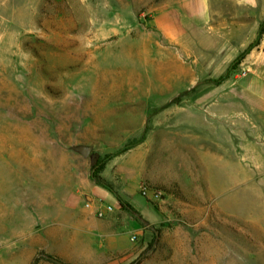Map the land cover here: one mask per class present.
<instances>
[{
	"label": "rangeland",
	"instance_id": "374dc122",
	"mask_svg": "<svg viewBox=\"0 0 264 264\" xmlns=\"http://www.w3.org/2000/svg\"><path fill=\"white\" fill-rule=\"evenodd\" d=\"M186 1L0 0V217L85 174L128 235L97 264H264V0Z\"/></svg>",
	"mask_w": 264,
	"mask_h": 264
},
{
	"label": "crops",
	"instance_id": "0c3cea01",
	"mask_svg": "<svg viewBox=\"0 0 264 264\" xmlns=\"http://www.w3.org/2000/svg\"><path fill=\"white\" fill-rule=\"evenodd\" d=\"M203 3L204 0H188L161 19L166 21L179 13L202 15ZM213 4L210 0V27L215 16L223 15ZM258 73L239 78L234 86L240 103L264 115V75ZM67 177L43 185L51 194L31 199L30 207H20L16 220L12 215L7 217V212L2 213L0 233L7 236L0 239L2 264H32L39 252L72 264H97L105 252L127 248L128 235L111 232V219L98 218L93 207L84 202L86 195L101 199L104 189L85 174H79L77 180L70 174Z\"/></svg>",
	"mask_w": 264,
	"mask_h": 264
},
{
	"label": "trees",
	"instance_id": "16d2710c",
	"mask_svg": "<svg viewBox=\"0 0 264 264\" xmlns=\"http://www.w3.org/2000/svg\"><path fill=\"white\" fill-rule=\"evenodd\" d=\"M231 68H233V66H232ZM93 168H95V172L92 174V178H93L94 180H99V179H101L100 176H99V171H100V169L102 168V167H101V164H100V161H97L96 165H95ZM92 170H93V169H92ZM48 260H49V261H52V262H54V263H56V264H66V263L60 261L59 259H57V258H53V257H48ZM35 264H36V263H35Z\"/></svg>",
	"mask_w": 264,
	"mask_h": 264
},
{
	"label": "built area",
	"instance_id": "2783aa9c",
	"mask_svg": "<svg viewBox=\"0 0 264 264\" xmlns=\"http://www.w3.org/2000/svg\"><path fill=\"white\" fill-rule=\"evenodd\" d=\"M87 206L93 207L92 204H87ZM111 211H112V207L105 206V207L98 208L96 213H98L100 217H103L106 213L111 212Z\"/></svg>",
	"mask_w": 264,
	"mask_h": 264
},
{
	"label": "water",
	"instance_id": "95a60500",
	"mask_svg": "<svg viewBox=\"0 0 264 264\" xmlns=\"http://www.w3.org/2000/svg\"><path fill=\"white\" fill-rule=\"evenodd\" d=\"M80 151H81L84 155H86V156H88V155L90 154V152H91V150L88 149V148H83V149H81ZM97 161H98V159H95V160L92 162V167H94V166L96 165ZM94 172H95V168H93V170H92V174H93Z\"/></svg>",
	"mask_w": 264,
	"mask_h": 264
}]
</instances>
